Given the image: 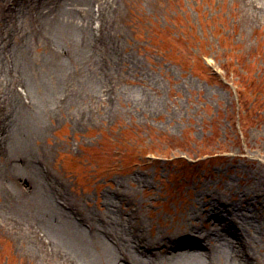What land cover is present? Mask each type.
Returning a JSON list of instances; mask_svg holds the SVG:
<instances>
[{
  "label": "rangeland",
  "instance_id": "374dc122",
  "mask_svg": "<svg viewBox=\"0 0 264 264\" xmlns=\"http://www.w3.org/2000/svg\"><path fill=\"white\" fill-rule=\"evenodd\" d=\"M6 7L17 11L18 4L0 0V44ZM108 29L119 58L111 95L102 88L101 99L83 96L45 118L44 133L30 144L37 169L84 212H105L106 194L125 190L148 236L194 223L212 227L197 212L210 195L234 207L248 201L252 223L264 227V0H116ZM35 30L32 22L18 41L38 42L33 57L54 54ZM19 90L30 93L22 106L36 104L32 89ZM4 92L0 121L9 106ZM40 94L42 105L60 95ZM18 150L0 133V189L26 202L33 177ZM21 216L0 194V264H47L31 250ZM25 219L33 231L38 221ZM253 234L248 251L264 264V228Z\"/></svg>",
  "mask_w": 264,
  "mask_h": 264
},
{
  "label": "bare ground",
  "instance_id": "6f19581e",
  "mask_svg": "<svg viewBox=\"0 0 264 264\" xmlns=\"http://www.w3.org/2000/svg\"><path fill=\"white\" fill-rule=\"evenodd\" d=\"M14 1L18 10L6 7L9 23L6 39L0 44V49L7 51L0 54V91H5L9 104L0 121V133L11 136L12 148L28 156L31 165L25 175L33 179H26L29 201L17 200V196L10 201L11 194L1 189L0 194L5 195L12 210L24 215L19 224L28 226L26 238L35 255L47 264H258L248 249L255 235L252 232L264 227L252 223L254 211L245 206L248 201L244 199L234 207L210 195L204 200V210L197 212L198 218L212 227L203 230L194 223L155 237L146 234L143 218L125 190L106 194V210L100 214L78 210L67 202L51 175L37 169L30 144L44 133V119L50 114L77 104L83 96L101 99L103 90L106 95L111 92L112 73L119 58L114 55L116 46L108 28L116 0ZM76 10L81 12L80 18ZM34 13L39 15L36 21ZM32 22L37 23L39 42L50 45L54 54L33 57L31 47L38 42L18 41L19 32L30 30ZM9 39L15 43L9 45ZM62 43L68 48L63 49ZM53 46L59 49L57 54ZM11 53L12 61L7 55ZM20 87L37 94L36 104L22 106L24 95L28 98L30 93H23ZM41 89L60 95L48 96L50 101L42 105ZM25 214L38 221L33 231ZM186 216L194 222L191 212Z\"/></svg>",
  "mask_w": 264,
  "mask_h": 264
},
{
  "label": "trees",
  "instance_id": "16d2710c",
  "mask_svg": "<svg viewBox=\"0 0 264 264\" xmlns=\"http://www.w3.org/2000/svg\"><path fill=\"white\" fill-rule=\"evenodd\" d=\"M161 45H162V44H161ZM245 93H246V92H244V93L240 92V97H241V99L244 98ZM246 95H247V94H246ZM245 97H246V96H245ZM243 101L245 102V103H243V105H244V106H247L248 103H246L245 98H244ZM248 112H249V111H248ZM248 112H246V114H247Z\"/></svg>",
  "mask_w": 264,
  "mask_h": 264
}]
</instances>
